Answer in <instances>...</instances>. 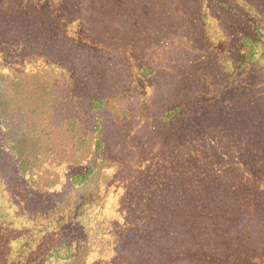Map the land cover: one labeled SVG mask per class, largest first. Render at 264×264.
<instances>
[{"label":"trees","instance_id":"obj_1","mask_svg":"<svg viewBox=\"0 0 264 264\" xmlns=\"http://www.w3.org/2000/svg\"><path fill=\"white\" fill-rule=\"evenodd\" d=\"M67 1L0 0V174L32 221L7 264L264 258V0Z\"/></svg>","mask_w":264,"mask_h":264},{"label":"rangeland","instance_id":"obj_2","mask_svg":"<svg viewBox=\"0 0 264 264\" xmlns=\"http://www.w3.org/2000/svg\"><path fill=\"white\" fill-rule=\"evenodd\" d=\"M57 1L59 6L66 7L67 6V0H53ZM60 7H58L59 9ZM55 73L51 70H49V75L47 76L48 79L53 78L56 82L58 80L54 77ZM50 77V78H49ZM61 93L66 94V88L61 91ZM67 102V100H66ZM77 109V108H76ZM81 116V126L85 128L91 127L95 122L92 121V119L88 118L84 112H79ZM191 123V122H190ZM192 131H195V124L191 123ZM139 144L144 145L143 143L139 142ZM138 145V144H137ZM78 155H81L78 153ZM75 157H72L74 159ZM116 169L113 168H106L104 170L103 175V181H102V188H101V194L106 197V205L108 207H113L115 204H119V200L123 196V193L125 192L123 187L120 185V181L118 177H116ZM65 178H62V181H64ZM16 185V184H15ZM17 186V185H16ZM19 186V184H18ZM15 188L9 187L7 185V181L3 178V176L0 174V264H7V250L8 245L10 241L12 242L16 241L17 235H19L22 231L27 230V223L32 222L30 218V215L26 212L30 211L29 207L26 206L23 202H19L20 198L18 195L14 194L11 189ZM21 190H19L20 192ZM21 194V192H20ZM18 203V204H16ZM97 212V208L95 209ZM116 211V208H115ZM115 213V212H114ZM112 217L114 216H104L98 217L94 223H88L89 226L92 228H97L103 224L105 221L108 222ZM30 221V222H29ZM5 225V228L2 226ZM8 229V230H7ZM19 231V232H18ZM106 230H101L100 237L104 239H108L104 233ZM13 232H16L13 233ZM113 240V239H112ZM94 248L98 247V244H95L93 246ZM16 251H14L13 255L17 256L18 251V245H16ZM111 256L112 252H110L107 255L101 256L100 254H96L93 258V262H97L98 264H111ZM247 264H264V258L261 256L252 257V254H249V256L246 258Z\"/></svg>","mask_w":264,"mask_h":264}]
</instances>
